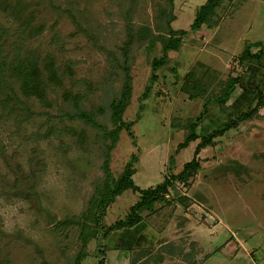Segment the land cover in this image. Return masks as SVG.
Returning <instances> with one entry per match:
<instances>
[{"label":"rangeland","instance_id":"1","mask_svg":"<svg viewBox=\"0 0 264 264\" xmlns=\"http://www.w3.org/2000/svg\"><path fill=\"white\" fill-rule=\"evenodd\" d=\"M206 1L0 0V264H75L81 254L98 264L86 215L108 153L115 179L130 164L142 189L176 179L143 222L101 241L107 264H264V108L177 178L200 142L180 149L188 137L250 114L264 92V55L240 60L247 47L264 51V0H223L210 25L155 68L171 31L190 32ZM189 73L204 88L196 99ZM234 78L230 101L215 104ZM36 84L43 99L25 89ZM124 94L133 137L112 117ZM140 199L124 192L103 224L125 221Z\"/></svg>","mask_w":264,"mask_h":264},{"label":"trees","instance_id":"2","mask_svg":"<svg viewBox=\"0 0 264 264\" xmlns=\"http://www.w3.org/2000/svg\"><path fill=\"white\" fill-rule=\"evenodd\" d=\"M223 0H207L206 3L200 7L199 11L197 12L195 16L194 23L192 25V28L190 32L181 31L180 33H175L174 31H171L172 37L169 39L167 43H165L164 47V53L165 56L160 61H157L155 63V68L162 66L166 60L167 55L171 51H178L181 44L183 43V40L186 36L191 34H197L200 32L204 26L210 25V20L213 19V17L216 14V10L222 5ZM255 48H260L261 46L259 44L254 45ZM253 47H247L246 51L243 53L241 57V61L245 62L247 59H255L260 60L263 55L264 51L259 50L257 53H252L251 48ZM38 63V62H37ZM49 65V74L52 80L59 81L60 76L59 72L57 71L55 65L52 62H47ZM186 88L187 92L189 94V97L192 99H196L200 94L204 92V88L202 85L196 81L193 73H189L186 77ZM240 82V78H234L231 81V84L227 87L226 93L222 95V97L216 98L214 101L217 105H225L227 104L233 93L236 90L237 85ZM25 89L32 95L37 96L41 99L44 98L45 93L42 89V86L39 84L32 86H27ZM11 90V88H10ZM129 99V94H124L123 100L121 103L116 106L117 108L113 112V121L118 125L119 128L123 125V127H126L127 130L130 131V136L133 137V131L132 127L133 124L129 123L125 125L122 122V109L124 106L128 103L127 100ZM75 103L78 104V101H75ZM264 108V92H262L259 96V100L257 102L256 108L250 113V114H242L239 119L233 120L229 122L224 128L216 130L215 132H212L208 137H199L197 134L193 133L190 137L186 139V142H184L182 145H180V149H186L192 142H196L200 140L199 144L197 145L196 151H195V158L191 163H188L184 167V171L177 177L180 180L185 179L186 177L190 176V173L192 171H197L200 169V165L197 161V156L201 153L202 150L213 147L218 144V139L223 138L232 130H237L239 128V124L246 120H251L254 117L261 118L260 117V110ZM80 116L82 118H89L88 115H84V113H80ZM120 124V125H119ZM197 124H193V127L196 128ZM117 135V132L115 133ZM114 137V143L117 141V136ZM115 145L111 146L109 151H111L114 148ZM107 159L104 163V169L107 176L106 183L103 188V192L99 191L98 198L94 199V207L95 211L91 212L92 215L89 213L86 215L88 219L92 217V220L94 221L95 225H97L96 232L87 233L88 239L92 236L93 238L96 237L97 240L99 239V236H103V239L108 238L112 232L124 230V229H131L139 225L141 222H143V218L141 214L147 210H151L154 208V206L159 202L163 201L165 195L168 193L169 187L172 185V179H176L175 177H172V179H166L163 183L158 185L156 188H148V189H142L141 187L137 186L134 181V175L136 171L133 169L134 164H130L124 173L118 178L115 179L113 174L110 170L109 165V153L106 155ZM134 191L141 195L140 201L131 208L130 215L127 217L125 221H120L114 226L106 227L103 224V219L106 215V211L109 208V206L114 203L115 199L119 196H121L126 191ZM99 246V245H98ZM105 250H102L100 246L97 250V255L99 257L98 264H107L106 260L103 258L105 257ZM87 256L84 254H81L78 256V258L75 260V264H82Z\"/></svg>","mask_w":264,"mask_h":264},{"label":"water","instance_id":"3","mask_svg":"<svg viewBox=\"0 0 264 264\" xmlns=\"http://www.w3.org/2000/svg\"><path fill=\"white\" fill-rule=\"evenodd\" d=\"M102 240H103V236L101 235V236H99V239H98V245L100 246V248L102 250H105L106 246L104 244H102V242H101ZM103 258H105V257H103Z\"/></svg>","mask_w":264,"mask_h":264},{"label":"crops","instance_id":"4","mask_svg":"<svg viewBox=\"0 0 264 264\" xmlns=\"http://www.w3.org/2000/svg\"><path fill=\"white\" fill-rule=\"evenodd\" d=\"M251 60H255V59H251ZM258 61V60H257Z\"/></svg>","mask_w":264,"mask_h":264}]
</instances>
